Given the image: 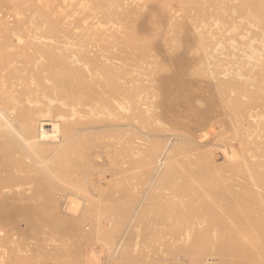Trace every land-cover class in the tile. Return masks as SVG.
Returning a JSON list of instances; mask_svg holds the SVG:
<instances>
[{"label": "bare ground", "instance_id": "bare-ground-1", "mask_svg": "<svg viewBox=\"0 0 264 264\" xmlns=\"http://www.w3.org/2000/svg\"><path fill=\"white\" fill-rule=\"evenodd\" d=\"M27 1L29 2L30 0H23L22 2L24 4L19 1V4L23 5L22 8L26 7L25 2ZM35 1L37 2V0ZM42 1L44 0H41V2ZM51 1H54V3L57 2V0ZM78 1L79 0H77V2ZM111 1L112 0H108L107 3L105 2V8L103 7L104 10L107 9L106 7L109 6L108 2ZM114 1L112 3H114ZM123 1L125 3L126 0ZM137 1L140 3L143 0ZM61 2L62 1H60V3ZM155 2L156 1H153V3ZM223 2L211 0V3L217 6L220 13L225 14L228 11L233 14L236 13L234 7H229ZM45 3L42 2L44 5ZM51 3L50 5L52 6L53 3ZM153 3L150 6L157 7V5L153 6ZM55 4L58 6L57 8H59V4ZM67 4L70 3L67 1ZM103 4L101 5L103 6ZM131 4L128 6L131 7ZM61 5L63 6L62 3ZM66 5H64V7ZM122 5H118V7H122ZM204 5V2L202 4L198 3V6L201 7V11H204ZM97 6H93V8L96 9ZM110 6L108 8H110ZM44 7L46 8V6ZM111 7L115 8V4ZM118 7L115 9L118 10ZM130 7L127 9L129 10V15L131 13ZM249 7L253 13L249 17L240 16L239 19H241L242 22L246 21L247 24L254 25L256 23V18L253 14L261 17L264 14V9L259 5H251ZM123 8H125V6L119 9ZM140 8L134 9L135 12H137L136 10L140 12ZM50 9L53 8L50 7ZM88 9H85V12L86 10L89 12ZM97 9L94 14L98 11ZM104 10H101V14ZM238 10L243 14L246 11V7H243L241 4ZM42 11L41 13H43ZM106 11L107 10H105V12ZM110 11L108 10L106 13L103 12L102 15L104 17H102V19L106 17L105 15L113 16L114 13L112 12L113 15H111ZM126 11H124L126 17L121 14L125 19L135 20L133 18H137L135 16L133 17V14L130 15L132 19L131 17L127 18L128 13H125ZM75 12H77V10ZM99 12L100 11L96 14ZM81 13L79 12V14ZM36 14L39 13L36 12ZM47 14L46 9L45 14H40L41 16L37 15L40 16V18L38 17L40 23L36 28L42 29V38L48 39L51 43L54 40L53 38L60 35L64 36L66 38L65 46L59 48L58 46H51L45 43L43 48H39L38 54L40 57H34L31 53L24 52L27 73L24 74L25 71L18 73L16 68V71L15 69L12 70L13 76H16V79L20 83V96L7 100V103L10 104V109L8 105L7 107H2V105H0V164L7 172L12 171L13 174L16 173L15 177L12 178L14 190H12V186L10 185H2L3 180L0 179V220L2 218L4 221L5 219L11 221V211L6 216L3 215L5 207L11 202L15 204L21 202L19 208L25 214H43L45 208H49L47 203L52 202L57 206L59 204H57V198L61 195L62 198L64 197V200L65 196H63L64 194L62 193L66 192L70 195L68 202L71 203V205H69V203L67 205L68 212L66 208L65 213H59V210L57 211V224L66 225L67 227H69V224H74L75 218L69 215L71 212L74 213V211L77 210L72 202H75V197L78 198V196L81 195V188L74 186L71 178L68 177L67 164L70 163V155L74 152L68 147V144L72 146L75 141L82 139L94 140L93 138L95 137L110 134L111 136H118L125 139L128 148V144L133 137L140 135L143 141L141 146L142 151L147 152V154L155 160L161 155L160 152L166 148H171L179 153L194 151L200 168V173L197 178L203 185L206 195L199 193L195 183L193 190L191 187L192 181L189 179L179 176V181H177L178 178H175L174 172L170 171V168L165 164H158L154 169L147 171L151 176L147 179L148 184H157V188L154 189V191L155 193H159V195L149 198L148 200L154 202H149L146 205L141 202L143 198H140V195L136 196L128 192L130 190L129 183L131 179L126 177L120 178L115 186L123 190L125 193L123 195V200L126 202H105L101 204V212L99 213V211H97L99 214L97 213L98 215L95 216L94 211L99 207L95 204L98 203L92 202L91 205H89L92 206V204L95 203L94 208L97 207L92 211L94 214H91L93 217L90 219H92V222H98L99 226H96L95 229L89 226L93 229L92 233L94 238L92 237V242L96 241L94 243L99 245L100 248L97 247L98 251L96 252V247L94 248L92 246V242L88 243V239H85L87 245L84 248V253H82L84 257L81 256L82 261L85 259L83 263H94L91 261L100 263L99 259H97L98 255L96 254L100 252H109L110 254L112 252L111 250L114 249V237L112 235L103 236L101 230V223L103 219L107 217L108 220L113 222V230L116 232L117 238L130 237L129 235H131L135 238L131 241V244H134L133 248L136 247V249H138V239L141 237V234L142 236H146V234H150L151 236L159 232H165L163 236H169L171 237L170 239H173V242L169 241V239L168 241L166 240L167 243L166 241L165 243L163 242V244H165L163 246H165L166 249L161 251H165V258L160 257L162 256L161 254L159 256V258H164L162 261L166 264H264V122H261V118H263L264 114V85L262 82L259 83L255 75L252 79L253 83L250 85H246L241 76L239 79H215L208 71V63H203L197 59L193 63L194 66L191 64V66H188L182 61L183 58L180 59V57H174L172 55L175 54L174 51H170L172 55L171 62H167L166 59L160 61L158 58H156L158 60H152L154 54L157 55V57L160 56L154 53V51H152L154 54H151V50L149 51V49H152V47L149 48L151 45L147 46L149 48L148 50H146V48L144 50L142 49L148 44L146 40L150 34H148L147 37H143V30L135 23L137 28L132 29L133 23H130L132 21L122 26H120V24L115 26L116 23H114V26L111 25L108 27L107 22L102 19V22H94L93 25L92 22L95 19H91L92 21L89 22V25L92 26H88V24L85 26L86 21L84 26H82L79 24L80 20L76 22L74 19V22L82 26L81 30L77 31V26L76 29H74L75 27L73 28V26L69 28V25L66 27L67 24L64 25L62 19L59 20L56 17L55 19ZM96 14L95 16L101 15ZM145 14H149V11ZM161 14L163 16L164 13ZM117 15L115 13L116 20L114 22L118 23L117 18H120V16L117 17ZM155 15H150L151 19ZM83 17L81 19H83ZM141 17L142 16H140V19ZM121 19L125 20L124 18ZM121 19H119V22ZM84 20H86V17L83 19V22ZM137 20H139V18ZM228 20L231 21L230 28L232 30H237V21L231 17L228 18ZM109 21L108 19V22ZM241 21L239 23H241ZM151 23L152 22L147 25L152 28ZM262 23L264 24V20H262ZM110 24H112L111 21ZM203 26H205V24ZM152 29L156 31L154 27ZM195 29L198 31L196 26ZM201 33L202 30L200 34ZM262 37L264 38V29L262 30ZM110 38H113L112 42L109 40ZM8 40L9 39L4 38L2 44H6ZM18 40L21 41V39ZM148 40L152 42L150 39ZM165 40L166 42L170 41L167 37H165ZM161 41L164 42V40ZM110 42L113 48H116L115 46L118 45L115 51L106 49ZM163 44L165 46L167 43ZM89 45L96 46L98 52H101L102 49L107 51L105 57L111 56L113 58H103V54L91 56L86 50V47ZM260 45L261 46L253 45V43L248 44L246 48L247 57L252 59L256 55H261V52H264V40L261 41ZM14 46L15 44L12 45L10 43L5 46L3 50L7 55H10V53L17 48V45ZM174 46H172V48ZM177 46L180 45L176 44V47ZM180 47L182 48L183 46ZM181 48H179V51H181ZM0 49L2 50L1 45ZM176 50H178V47ZM160 52H162V50ZM177 52L178 51H176V54ZM187 52L189 55V52L192 53L193 51L190 49ZM184 56L187 55L184 54ZM163 58H167V56ZM43 59L44 61H42ZM112 59L113 61L109 62ZM40 68L46 71L47 79L42 77L39 71ZM182 68L185 70L184 75L186 77L188 73L191 72L190 70L194 69L192 71L195 72L196 76H200L197 77V79L200 78L204 81L207 87H211V93H216V95L220 97L218 106L222 107V109L226 106L236 123L243 122V124L248 125V129H251L247 133H242V137L238 142V147L233 151L242 162L241 168L237 169L236 177L232 176V178H225L221 173V169L209 163V157L212 156L211 152H207V148L212 142L209 139L203 142L207 133L200 131L202 124H200L196 130L191 131L181 128L178 120H174V124L177 125L173 124L170 128H166L164 122L157 126H153L150 123L152 118L148 110H143L140 106V97L142 93L150 91L152 85L146 86L144 83L136 85L128 79L130 74L139 71L141 79L144 82L149 81L154 84L166 79L171 85H176L178 87L188 80L184 81L183 74L181 73ZM174 69L179 70L175 72L176 70ZM262 71L264 70L260 69L261 73ZM256 75L258 77L261 76L260 73ZM159 76L162 77L158 80L157 77ZM192 76L191 78H193ZM93 77H97V79ZM189 85L196 86V82L194 81L192 83L191 81ZM55 92H57L60 97L61 107L68 108L67 113L59 112L57 115H53V100L58 99ZM41 96L43 97L40 98ZM187 98V102L189 103L197 101V98L194 100V96L189 97L188 95ZM228 98L229 101L226 100ZM176 102L180 105L179 98L176 99ZM177 103L175 104L178 105ZM23 105H25V108ZM199 105H197V107ZM256 109L261 112L257 115L259 119L254 115ZM204 110H206V108ZM76 120H78V122H75ZM136 122L140 125H135ZM56 126H58V128H56ZM41 130L44 131L41 132ZM45 130L49 131L45 132ZM245 130L246 129L242 127V131ZM139 157V155H134L132 157L133 162H137L139 165L145 164V159H139ZM2 162H4L5 165H3ZM250 181L254 183L256 191L252 189ZM103 189H108V187L106 188V186H104ZM58 192H61V194ZM161 194H169L170 197H161ZM208 198H213L219 202H210ZM33 202L40 203L34 206L35 203ZM82 203L84 204L85 202ZM166 204L171 206H166ZM89 209L91 211V208L88 207L85 212L86 214L88 213V216L90 214ZM75 213L78 214V212ZM88 219L87 217V220ZM7 220L5 221L6 223ZM4 221L3 223L5 224ZM2 225L3 224L0 226ZM29 225H31V222ZM74 225L77 226L76 224ZM133 227L135 228L134 232H132ZM85 228H87V226ZM156 236L157 238L161 236L159 240L163 237L162 234L160 236L156 234ZM88 237H90V234H88ZM160 244L162 243L160 242ZM2 246L3 245H1L0 248H2ZM163 246H161V248ZM157 247L154 246L155 250L152 249L154 251L150 252L153 254L160 252V250L156 252V249L159 248ZM142 249L140 248L141 252L143 251L145 254V249H147V247L144 250ZM2 252L0 251V262L3 261L5 263L11 257L8 258L6 256L7 259H3ZM8 252L9 251H7V253ZM119 253L121 254V252ZM140 253L138 255H140ZM146 253L149 255L148 252ZM152 253L150 254V258ZM124 254L129 258L133 256L132 254L128 255L129 251H126L122 254L123 258H125ZM141 254L143 256V253ZM107 255L108 254H106V258ZM12 256L14 257V255ZM142 256L140 261H142ZM100 257L101 256H99V258ZM115 257L116 256H114V258ZM144 257L145 256H143V259ZM129 258H127L128 262ZM153 258L154 256L152 259ZM156 258H154L155 261ZM14 259L16 260L15 257ZM120 259L118 262L123 261ZM130 259H132V257ZM147 259L149 261L152 260L148 257ZM147 259L145 257V260ZM102 260V264L108 263V261L106 263L104 262V258ZM13 262L15 261H10L9 263ZM124 262L126 263L127 260L125 261L124 259ZM163 262L161 263L163 264ZM114 263L112 262V264ZM156 263L158 264L160 262ZM156 263L154 262L153 264ZM119 264H123V262H119ZM136 264L138 263L136 262Z\"/></svg>", "mask_w": 264, "mask_h": 264}, {"label": "rangeland", "instance_id": "rangeland-1", "mask_svg": "<svg viewBox=\"0 0 264 264\" xmlns=\"http://www.w3.org/2000/svg\"><path fill=\"white\" fill-rule=\"evenodd\" d=\"M19 1H21L20 3H23L22 2L23 0H0V45L2 47V50L0 49V105H2V107H7L8 105L10 109V104L7 103V100H11L17 96H20L19 93L20 83L16 79V76H13L12 70L16 68L18 70V73L22 71H25L24 74L27 73L25 67L26 58L24 56V52L31 53L34 57H40L38 54L39 48H43L45 43L51 46H58L59 48L65 46L66 44V38L62 35L53 38L54 40L52 41V43L48 39H43L42 38L43 30L40 28H36L40 23V19H39L41 16L40 14H45L46 9L50 17L52 18L56 17L59 20L62 19L64 25L67 24L66 27L68 25L70 26L69 28H72L73 26V28L75 27L74 29H76L78 27V29H76L77 31L81 30V27L84 26L85 21H86L85 26H87L86 24H88V26H92L94 22L95 23L98 21L102 22V20H105L107 22L108 27L113 25L114 23H116V25L114 24L115 26H117L118 24L122 26L132 21L130 22L133 23V25L131 24L132 29L133 28L136 29L137 26L140 27L144 32L143 37H147L148 34H150L147 38L150 39V41L152 42H149V40L147 39L146 42L148 41L147 42L148 44L144 43L146 44L145 45L146 47H143L142 49L144 50L146 48V50H148L149 48L152 47V49H149V51L150 50L151 52L154 51V53H157L158 56H160L157 57V55H155L152 52L151 54H154L152 60L158 58L160 61L166 59L167 62L168 61L171 62L173 55L174 57H180V59L183 58L182 61L186 65L194 66L193 64L194 61L199 59L203 63L204 62L208 63V71L215 79L216 78L222 80H228L232 78L239 79V77L241 76L245 84L250 85L253 83L252 79L253 76L255 75L257 81L259 83L262 82V84L264 85V71H262V73L260 72V69L264 70V52L262 51L261 55L259 56L256 55L252 59L248 58L246 54V48L248 44L253 43V45L261 46L260 43L262 40H264V38L262 37V30L264 29V24L262 23V20H264V14L261 17L253 14L254 17L256 18V23L254 25L247 24L246 21L242 22L241 19H239L240 16L249 17L253 13L251 8L249 7L251 5H259L264 9V0H216L217 2L226 1L223 3L228 5L229 7H234L236 11V13L234 14L231 13L230 11H228L225 14L220 13L217 6L211 3V0H206V1L203 0H145L144 1L143 0L140 3L137 0H131L132 4L130 0H126L128 2L125 1V3L122 0L124 4L121 2V0H119L121 4L118 0L115 1L112 0L111 2H108L109 6L110 3L111 6H114L115 4V8H117L118 5L121 6L122 4H123L122 7L125 6V8L123 9H119L122 7H118L117 10L111 6L110 8H108L109 6L106 5L107 6L106 7L107 9H105L107 10L106 12H108V10L109 11L111 10L110 11L111 15H113L112 12L114 13L113 15L114 17L104 14L107 18L109 17L108 19L111 21L112 24H110V21L108 22V19L106 17H105L106 19L105 18L102 19V17H104L102 14L103 12H105L104 6L108 0L106 1L79 0L78 2L77 0H72V2L71 0L70 1L65 0L66 2L64 0H59V1L57 0V2L55 3L59 4V8L62 6L61 3L63 4V6L60 9L57 8L58 6H56L54 1L51 0H48V2L47 0L42 1L43 3L46 2L45 5L42 4L41 0H37V2L34 0L36 4L33 0H30L31 1V2L29 1L30 3L28 1L25 2L26 7L24 8H22L23 7L22 4H19ZM60 1L62 2L60 3ZM67 1L70 4H67ZM113 1L114 3H112ZM116 1L118 2L115 3ZM153 1H156L157 4L156 2L153 3ZM91 2L93 3V5ZM203 2L205 3L204 11H201V7L198 6V3L202 4ZM50 3L52 4V6L50 5ZM129 3L131 4V7L128 6L130 5ZM133 3L134 5L136 3V5L134 6ZM152 3L153 6L157 5V7L150 6L152 5ZM101 4H103V6ZM126 4L128 8L126 7ZM241 4L243 7H246V11L243 14H241L238 10V7ZM53 5L54 7L56 6L55 10ZM64 5L66 6L64 7ZM132 5L135 8H133ZM44 6H46V8ZM49 6L53 9H50ZM93 6L98 7V9L96 7V9L100 11L98 14H101V10H104L102 11L101 15L96 14L98 11L95 13L99 17L95 16L94 12L96 9H94ZM138 6H140L141 8ZM129 7L131 10L130 15L133 14V17L134 16L137 17V18H133L135 20L125 19L126 14H124V11L129 9ZM112 8L114 11L112 10ZM137 8H140L141 11L138 12L139 10H136L137 12H135L134 9ZM85 9H88L90 13L87 12V10L85 12ZM142 9L147 13L149 11V14H145L146 12H144ZM48 10L52 12H49ZM76 10L77 12L78 11L80 13L82 12L81 13L82 17L84 16L83 19L86 17V20H84V22L83 19H81L82 18L81 14H79V12L78 13L75 12ZM91 10L94 16L91 13ZM41 11L43 13H41ZM36 12L39 14H36ZM128 12L129 10H127L125 13ZM115 13L116 15L118 14L117 17L120 16V18H117L118 23L114 22L116 20ZM161 13H164L163 16ZM121 14L125 17H123ZM130 15L128 13L127 18L131 17L132 19V16ZM150 15L151 16L155 15V16H153L151 19ZM140 16H142L141 17L142 20L140 19ZM112 17L114 20L113 19L111 20ZM230 17L233 18L235 21H237L238 24L237 30H232L230 28L231 21L228 20V18ZM121 18H124L125 20ZM138 18L140 21L137 20ZM74 19L76 20V22L79 20L82 21V22L79 21V24H81L82 26L74 22L75 21ZM91 19L92 20L95 19L96 21L94 20L92 22V25H89V22L92 21ZM119 19H121L120 22ZM70 20L73 21L71 22ZM146 21L152 22L151 23L152 28L154 27L156 31H154V29L151 28L150 24H149L150 27H148L147 24L150 22H146ZM240 21L241 23H239ZM202 24L203 25L205 24V26H203ZM195 26L198 29V31L195 29ZM201 30L202 33L200 34ZM165 37H167L170 41L166 42ZM4 38L9 39L6 42V44H2ZM151 38H153L154 40ZM18 39H21V41H19ZM112 39L113 38H110L109 40L112 42ZM160 39L164 40V42L161 41ZM111 42L109 43V46L106 49L110 51H115L118 45L115 44L116 48H113L110 45ZM10 43L12 45L15 44V46L17 45V48H15V50H13L10 53V55H7L4 52L3 48L9 45ZM163 43H167V44L164 46ZM176 44L177 45L179 44L184 48L177 46L178 50H176L177 49ZM147 46L150 47L148 48ZM172 46L174 47L172 48ZM179 48H181V51H179L180 50ZM160 49L162 50V52H160L161 51ZM190 49H192V51L195 52L194 53L192 52L193 54L189 52L188 55L187 51H189ZM86 50L91 56H96V54H100V55L103 54L104 55L103 58L106 59L113 58L111 56L105 57L107 51H104L102 49L101 52H98V48L93 45L87 46ZM170 51L171 52L174 51L175 54L171 55ZM176 51H178L177 54ZM184 54L187 56H184ZM166 56L167 58H163ZM42 61H44V59ZM111 61H113V59L110 60L109 62ZM178 70H176L175 72H177ZM183 70L184 69L182 68L181 73L183 74L184 81H186L187 79L188 80L186 81L187 83L184 82L183 85L178 87L176 85H171L166 79L161 80L154 84L149 81L144 82L141 79L139 71L130 74L128 76V79L129 81L133 82L136 85L140 83H144L146 86L152 85V89L150 91L142 93L140 97V106L143 110H148L152 118L150 123L153 126H157L160 123L164 122L165 127L170 128L174 124V120H178L179 126H181V128L191 131V130H196L199 127V125L202 124V126L200 127V131L207 133L206 138L203 140V142H205L207 139L211 140L212 142V144L207 148L208 149L207 152L208 153L211 152V156H212L209 157L210 158L209 163L212 165H216L218 169H221L222 170L221 173L225 178L226 177L232 178V176L236 177L237 169L241 168L242 162L233 151L238 147V142L239 139L242 137V133L244 132L247 133L251 129H248V125L243 124V122L236 123L233 120L232 114L230 113V111L227 109L226 106L224 107V109L218 106L219 105L218 101L220 100V97L217 96L216 93H211V87H207L204 81H202L200 78L197 79V77L200 76H196L195 72L192 71L194 69L190 70L191 74L188 73L187 75L188 78L184 75L185 70L184 72ZM39 71L41 72L42 77L47 79L46 71H44L42 68H40ZM258 73L261 74L260 77L256 75ZM189 76L190 78L191 76L193 77L191 78L192 80L189 78ZM161 77L162 76H159L157 77V79L159 80ZM93 78L97 79V77H93ZM191 81L192 83L195 81L196 86L189 85ZM55 93L57 94V92ZM188 95L189 97L194 96V100L197 98L196 99L197 101L195 102L192 101L190 103L187 102ZM57 96L58 99L53 100L54 116L57 115L59 112L61 113L68 112V108L61 107L59 100L60 97L58 94ZM42 97L43 96H41L40 98ZM178 98L180 105L179 103L176 102V99ZM226 100L229 101V98ZM174 102L177 103L179 106L176 105ZM197 105L199 106L197 107ZM23 107L25 108V105H23ZM205 108L206 110H204ZM254 112H255L254 114L255 117H258L259 119V116L257 115L261 112L258 109H256ZM261 119H262L261 122H264V114H263V118ZM75 122H78V120H76ZM135 125H140V124L136 122ZM242 127H244V129L246 130L242 131ZM56 128H58V126H56ZM42 131L44 130H41V132ZM48 131L49 130H45V132ZM93 139L94 140L82 139L79 141H75L73 142L72 146L68 144V147L74 151L70 155V163L67 164L68 177L71 178V181L74 184V186L81 188L80 191L81 195H79L78 198L75 197L76 198L75 202H72L73 205H75V207L77 208V210L74 211V213L78 212V214L76 213L74 214L71 212L69 215L68 213L69 216L72 215L71 217L75 218L74 224H76L77 226H75L73 223L71 225L69 224V227H67L66 225L65 227L64 225L57 224V219H56L58 218L57 211L59 210L58 211L59 213H63V212L65 213L66 211L68 212L67 205L69 203L68 199L70 195L66 192H65L66 195L64 192L62 193L64 194L63 196H65L64 200H63L64 197L62 198L61 195L60 197L57 198L58 199L57 204L59 203L58 205L56 204L57 206H55L52 202L47 203V206L49 208L46 207L43 214L40 213H29V215L25 214L19 208L21 202L19 204H15L11 202L5 207L3 211L4 216H6L11 211L12 214L10 218L11 221L5 219V221L7 220L6 223L2 218L0 220V225L3 224L2 226H0V247L1 245L4 246L0 248L1 249L0 251L1 252L3 251L2 252L3 259L4 258L7 259V257L8 258L11 257L9 258L10 260L8 259V261L9 262L15 261V262L9 263L7 261L4 263L3 261H1L0 264L2 263L4 264L6 263L7 264H84L83 262L85 261V259H83L82 261L81 256L84 257L82 253H84L83 251L85 250L84 248L87 245L86 243L92 242L93 229H95L96 226L97 227L99 226L98 222L97 223L92 222V219L90 218L93 216L91 214L95 213L94 216L98 215L101 212L100 211L101 204L105 202H126L123 200V195L125 194L123 190L115 186L116 182H118L122 177L131 179L129 183V189H130L128 191L129 193H133L136 196L140 195V198H143V201L141 202H143L145 205L149 202H154L148 199L153 196L157 197L159 195V193H155L154 191V189L157 188V184H152V185L148 184L147 179H149L151 176L148 174L147 171L150 169H154L155 166H157L158 164L167 165L170 168V171L174 172L175 178H178L177 181H179V176L191 180L192 189L194 190V183H195L198 187L199 193L206 195L203 185L200 183V181L197 178V176L200 173V168L198 166V162L194 155V151L179 153L178 151L172 150L171 148H166L165 150H162L160 152L161 155H159L158 159L155 160L153 157H150L147 154V152L142 151L141 146L143 141L140 135L133 137V139L128 144V148H127L126 140L118 136L116 137L108 134V135L98 136ZM134 155H139L140 156L139 159H145V164L139 165L137 164V162H133L132 157ZM2 164L5 165L4 162H2ZM158 172L163 174L161 171ZM15 175L16 173L13 174L12 171L7 172V170L0 164V179L3 180L2 185L5 184L10 185L12 186V190H14L12 178H14ZM250 185L252 189L256 191L254 183L250 181ZM104 186H106V188L108 187V189H103ZM58 193L61 194V192ZM161 197L169 198L170 196L169 194H165V195L161 194ZM208 200L210 202H219L218 200H215L213 198H208ZM82 202L85 203L83 204ZM92 202H96L98 204L93 203L92 204L93 208H92V206H89L91 205ZM33 203H35L34 204L35 206L38 205L40 202H37L38 204L36 202ZM94 204L97 207L99 206L98 207L99 209L95 207L98 210L94 208L95 206ZM108 204L113 205L111 203ZM69 205H71V203H69ZM166 206H171V205L166 204ZM88 207L91 208V211L89 209L90 212L89 216L91 215L90 217L88 216V213L87 214L85 213ZM65 208L67 209L66 211ZM94 209L96 212L94 211ZM92 211H94V213H92ZM97 211H99V213ZM111 215H112V211H111ZM87 217L90 219V221L89 219L87 220ZM3 221L5 222V224L3 223ZM30 222L32 226L29 225ZM101 224H102L101 230L103 236L112 235L115 240V244H114L115 246L114 249L111 250L112 252L110 254L109 252H104V253L100 252L99 254H96L98 255L97 256L98 258L97 257L96 258L99 259L100 263L99 262L95 263V261H91L94 262L95 264H102L103 258L105 263L108 261V263L110 264H112V262L113 263L115 262L114 264L116 263L119 264V262L120 263L123 262V264L126 263L134 264V262L135 264L136 262L138 264H145V263L153 264L154 262L161 263L163 262L162 260L165 258V254H166L164 253L165 251L164 252L161 251L163 249L164 250L166 249L165 246H163L165 245L163 244V242L165 243V241L166 240L168 241V239L169 241L173 242V239H170L171 237L163 236V234L165 235V232L156 233L159 234V236L162 234V236L166 238L165 239L162 237L164 241L162 239H161L162 241L159 240L161 236L157 238L158 235L156 236V234L153 233L151 234L155 235L156 237L151 235L153 237L152 238L150 234H146V236H142L141 234V237H139L138 239L139 242V245L137 246L138 249H136V247L133 248L134 244L133 245L131 244V241L135 239L131 235H129L130 237L126 236L123 238H117V234L113 230V222L108 220L107 217L103 219ZM89 225L92 226L93 229ZM86 226L87 228H85ZM134 229L135 228L133 227L132 232H134ZM88 234H90V237H88ZM85 239L86 240L88 239L87 242ZM94 242L96 241L92 242V246L94 248L96 247L95 250L97 252L98 251L97 247L100 248V246ZM154 242L156 243V245ZM160 242L162 244H160ZM154 246L155 247L158 246L160 249L157 247L158 249H156V252L157 250L158 251L160 250L161 253L157 252L159 253L157 254L155 252L157 254L156 255L150 252L155 250ZM161 246L163 247L161 248ZM144 247L145 248L147 247V249H145ZM140 248L141 249L143 248L142 250L145 249L146 255L144 254L143 251L141 252ZM6 250L9 251L8 252L9 255ZM126 251H129L128 255L131 254L133 255L130 256V258L132 257V259H130L125 254H124L125 258H123L122 254ZM135 251L137 252L139 251V252L137 253ZM119 252H121V254ZM140 252L143 253V256H145L146 259L147 257L149 259H152L153 256L154 258L158 256L157 257L158 259L156 258V261L154 258L150 261L148 259L145 260V257L143 259V256ZM146 252H148L149 255ZM139 253L140 255H138ZM151 253L152 256L150 258ZM10 254L14 255L16 260ZM106 254H108L107 255L108 259L106 258ZM160 254L162 256H160ZM99 256L101 257L99 258ZM114 256L116 257L114 258ZM141 256L143 262L140 261ZM159 256L164 258H159ZM126 257L129 258V262ZM119 259L123 261L118 262ZM124 259L125 261L127 260L126 263L124 262ZM138 259L139 262L141 263L138 262ZM163 264L166 263L163 262Z\"/></svg>", "mask_w": 264, "mask_h": 264}]
</instances>
